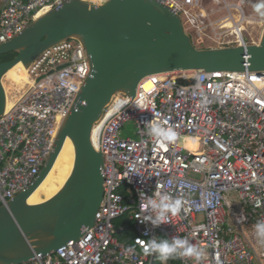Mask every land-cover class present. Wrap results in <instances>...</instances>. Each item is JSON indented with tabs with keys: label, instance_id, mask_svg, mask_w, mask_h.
I'll return each mask as SVG.
<instances>
[{
	"label": "built area",
	"instance_id": "built-area-1",
	"mask_svg": "<svg viewBox=\"0 0 264 264\" xmlns=\"http://www.w3.org/2000/svg\"><path fill=\"white\" fill-rule=\"evenodd\" d=\"M68 1L0 0V45ZM154 1L179 15L198 49L260 43L247 36L262 23L246 14V0ZM27 70L23 85L14 84L7 94L13 103L0 118V207L38 179L91 75L85 48L75 40L46 51ZM129 122L137 139L121 137ZM152 123L176 138L160 142L148 132ZM189 140L201 141L199 152L188 148ZM91 141L105 157V196L96 225L85 228L79 242L26 264H154L159 254L145 253V242L175 238L204 250L199 264H264V245L254 235L255 223L264 220V71L151 75L135 97H114ZM163 195L180 201L179 212L166 211L154 224L160 210L149 201ZM121 220L133 223L129 241L120 240L129 233Z\"/></svg>",
	"mask_w": 264,
	"mask_h": 264
},
{
	"label": "water",
	"instance_id": "water-1",
	"mask_svg": "<svg viewBox=\"0 0 264 264\" xmlns=\"http://www.w3.org/2000/svg\"><path fill=\"white\" fill-rule=\"evenodd\" d=\"M70 40L88 55L91 75L63 121L52 153L38 179L0 207V264H26L51 255L83 230L96 225L105 196V157L91 137L105 109L118 94L136 96L140 82L174 71L263 72L264 31L260 43L222 49H198L170 7L154 0H109L95 5L69 0L28 24L0 45V118L7 110L6 75L22 63L29 69L46 51ZM75 149L72 172L60 191L40 204L30 196L52 171L66 141Z\"/></svg>",
	"mask_w": 264,
	"mask_h": 264
},
{
	"label": "clouds",
	"instance_id": "clouds-1",
	"mask_svg": "<svg viewBox=\"0 0 264 264\" xmlns=\"http://www.w3.org/2000/svg\"><path fill=\"white\" fill-rule=\"evenodd\" d=\"M254 11L261 16H264V0H256L254 4ZM148 132L151 136L159 139L160 142L172 141L176 138V133L171 129H166L160 126L159 123H152L149 125ZM149 205L153 209H159L160 212L157 219L153 221L157 224L165 219V212L171 211L173 214L179 212L180 201H170L167 195L159 196L158 200L149 201ZM254 235L257 241L264 245V220L257 221L254 225ZM145 253L153 254L158 253L159 258L162 261H167L170 258L181 256V257H191L197 261H201L204 256V250L198 248L194 244L190 243L187 239L175 238L171 242L168 240H163L156 242L155 240L145 242Z\"/></svg>",
	"mask_w": 264,
	"mask_h": 264
},
{
	"label": "bare ground",
	"instance_id": "bare-ground-1",
	"mask_svg": "<svg viewBox=\"0 0 264 264\" xmlns=\"http://www.w3.org/2000/svg\"><path fill=\"white\" fill-rule=\"evenodd\" d=\"M27 73H28V70L23 66L22 63H19L16 67H14L12 70L9 71V73L6 75L5 79L11 81L12 86H14V84H17L18 86L21 87L23 85V83L27 80ZM4 86H5L7 94L9 95L10 88H8V86L6 85L5 82H4ZM12 103L13 102H12L10 96H8L7 110L12 106ZM191 141H194L196 143V145L193 146L192 148H190V147H188V148H190L194 152H199L201 149V141L189 140L188 143H190ZM74 161H75V149H74V146H73V143L71 142V140L68 139L66 141V143H65V145H64V147H63L52 171L47 176V178L43 181V183L39 186V188L30 196V198L28 199V204H31V205L40 204V203H37V202H40V199H41V203H43V202L51 199L53 196H55L60 190L57 192L56 187L54 186V179H56L59 176L61 167L63 166L64 167L63 172L61 173L60 176H63L62 184L64 185L66 180L69 178V176H68L69 171L66 170L67 164H69L71 169H73ZM51 178H52V180L48 184V181ZM45 187H46V190H45L46 193H44ZM39 193H42L44 198L41 197L40 196L41 194H39ZM39 196H40V199H38V198L36 199V197H39Z\"/></svg>",
	"mask_w": 264,
	"mask_h": 264
},
{
	"label": "rangeland",
	"instance_id": "rangeland-1",
	"mask_svg": "<svg viewBox=\"0 0 264 264\" xmlns=\"http://www.w3.org/2000/svg\"><path fill=\"white\" fill-rule=\"evenodd\" d=\"M232 1H238V0H232ZM255 2H256V0H246V3H245V5H244V9H245V12H246V14H248V15H250V14H254V15H257L258 17H259V19H260V23H262V25L261 26H255V28L254 29H249V32H248V34H247V36H248V39L249 40H255V41H258V40H260L261 39V36H262V33H263V31H264V16H261V15H259L258 13H256L255 11H254V4H255ZM4 82L6 83V85L8 86V88H12V83H11V81H9V80H6V79H4ZM136 127H135V125H134V123L133 122H129V123H127L126 125H125V127L122 129V131H121V137H123V138H132V139H137V135H136ZM196 145V143L194 142V141H191L190 143H188V147H190V148H192L193 146H195ZM63 164V163H62ZM60 168V167H59ZM63 166L61 167V170H60V173H59V176L56 178V179H54V186L59 190L63 185H62V178H63V176H60L61 175V173L63 172ZM66 170H68L69 172V175L68 176H70V174H71V169H69L68 168V166H67V169ZM190 177L192 178V179H198L199 178V176L198 175H195V174H191L190 175ZM51 180H52V178L50 179V181L49 182H51ZM48 185V184H47ZM46 190V188H44V191ZM41 197H43L44 198V196L42 195V193H41V195H40ZM40 196L39 197H36V199L38 198V199H40ZM35 199V200H36ZM37 203H41V199H40V202H37ZM201 220H202V217L200 218Z\"/></svg>",
	"mask_w": 264,
	"mask_h": 264
},
{
	"label": "trees",
	"instance_id": "trees-1",
	"mask_svg": "<svg viewBox=\"0 0 264 264\" xmlns=\"http://www.w3.org/2000/svg\"><path fill=\"white\" fill-rule=\"evenodd\" d=\"M15 57H16V54H14V53L6 54V55H3V56L0 57V62L12 61ZM67 166L71 169L69 164H67ZM118 224H125L129 228V233L128 234L120 236V240L121 241H125V240L129 241V238H131V236L134 234V232H133V223H131V222L127 223L126 221L121 220V221H118ZM154 264H164V263L162 262V260L160 258H158V259H156ZM167 264H181V263L179 262V260H178V258L176 256V257L170 258L169 262Z\"/></svg>",
	"mask_w": 264,
	"mask_h": 264
},
{
	"label": "flooded vegetation",
	"instance_id": "flooded-vegetation-1",
	"mask_svg": "<svg viewBox=\"0 0 264 264\" xmlns=\"http://www.w3.org/2000/svg\"><path fill=\"white\" fill-rule=\"evenodd\" d=\"M49 181H50V180H49ZM49 181H48V184L50 183ZM62 185H63V184H62ZM46 186H47V185H46ZM45 188H46V187H45ZM56 190H57V192H58L60 189L58 190V189L56 188ZM44 193H46V191H44ZM40 194H41V193H40Z\"/></svg>",
	"mask_w": 264,
	"mask_h": 264
},
{
	"label": "crops",
	"instance_id": "crops-1",
	"mask_svg": "<svg viewBox=\"0 0 264 264\" xmlns=\"http://www.w3.org/2000/svg\"><path fill=\"white\" fill-rule=\"evenodd\" d=\"M255 239H256V237H255ZM256 241H257V239H256ZM258 242V241H257ZM258 244H260L259 242H258ZM260 246H261V244H260Z\"/></svg>",
	"mask_w": 264,
	"mask_h": 264
}]
</instances>
